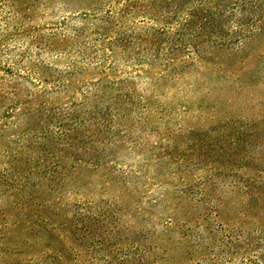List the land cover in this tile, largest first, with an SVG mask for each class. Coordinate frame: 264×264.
<instances>
[{
  "label": "rangeland",
  "instance_id": "rangeland-1",
  "mask_svg": "<svg viewBox=\"0 0 264 264\" xmlns=\"http://www.w3.org/2000/svg\"><path fill=\"white\" fill-rule=\"evenodd\" d=\"M0 264H264V0H0Z\"/></svg>",
  "mask_w": 264,
  "mask_h": 264
}]
</instances>
